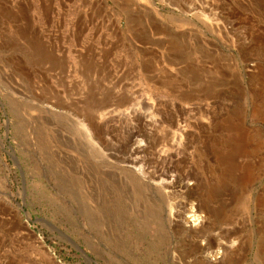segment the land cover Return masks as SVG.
Instances as JSON below:
<instances>
[{
  "label": "rangeland",
  "instance_id": "rangeland-1",
  "mask_svg": "<svg viewBox=\"0 0 264 264\" xmlns=\"http://www.w3.org/2000/svg\"><path fill=\"white\" fill-rule=\"evenodd\" d=\"M0 229V264H264V0H0Z\"/></svg>",
  "mask_w": 264,
  "mask_h": 264
},
{
  "label": "bare ground",
  "instance_id": "bare-ground-1",
  "mask_svg": "<svg viewBox=\"0 0 264 264\" xmlns=\"http://www.w3.org/2000/svg\"><path fill=\"white\" fill-rule=\"evenodd\" d=\"M121 1V0H120ZM123 9V8H122ZM150 19V18H149ZM172 47H174V46H172ZM171 68H174L175 70L177 69V67L176 66H178V65H175L174 63H170V65H169ZM174 70V71H175ZM166 79V78H165ZM173 78H171V80H172ZM147 81H149V80H147ZM151 82V81H150ZM167 83V82H166ZM195 83V82H194ZM163 84V83H162ZM174 84V83H173ZM171 87H172V84H171ZM211 88V87H210ZM180 89V88H179ZM171 91V90H170ZM173 91V90H172ZM179 91V90H178ZM180 92H182V91H180ZM134 93V92H133ZM186 94V93H185ZM131 96H132V94H131ZM183 96V95H182ZM186 96V95H185ZM209 96V95H208ZM119 97H121V96H119ZM205 97V96H204ZM134 98V97H133ZM206 98V97H205ZM207 99V98H206ZM118 100V99H117ZM121 100V99H120ZM128 100V99H127ZM132 100V99H131ZM193 100V99H192ZM119 101V100H118ZM151 100H148V101H146L145 103H148V102H150ZM128 102V101H127ZM190 102V101H189ZM107 104V103H106ZM113 105H114V103H112ZM120 104V103H119ZM96 105V104H95ZM94 105V106H95ZM110 105V104H109ZM108 105V106H109ZM112 105V106H113ZM124 105V104H123ZM108 106H105V107H108ZM104 106H102V108H98V106L96 107L97 109L95 110V112L96 113H102L103 112V110H104V108H103ZM110 107V106H109ZM114 107V106H113ZM119 107V106H118ZM117 107V108H118ZM121 107V106H120ZM124 107V106H123ZM84 108V107H83ZM88 108V107H87ZM92 108H94V107H92ZM136 108V107H135ZM112 109V108H111ZM115 109V108H114ZM145 109V108H144ZM82 112V111H81ZM80 112V113H81ZM86 112H88V111H86ZM85 112V113H86ZM91 109H90V114H91ZM144 112V111H143ZM84 113V112H83ZM82 113V114H83ZM112 113H113V111H112ZM114 113H116V111L114 112ZM93 114V113H92ZM103 114V113H102ZM102 114H100V115H102ZM167 114V113H166ZM80 115V114H79ZM107 115V114H106ZM144 116V115H143ZM106 117V116H105ZM111 117V116H110ZM93 118H95V115L93 116ZM126 118V117H125ZM86 119V118H85ZM88 120H89V118H87ZM136 119V118H135ZM146 118H144V120H145ZM141 120V119H140ZM91 121H92V118H91ZM93 121H94V119H93ZM90 122V121H89ZM92 125L93 124H95V123H91ZM140 124H142V123H140ZM152 124V123H151ZM86 125V124H85ZM88 125V124H87ZM174 125V124H173ZM91 126V125H90ZM90 126H89V128H90ZM100 126V125H99ZM137 126V125H136ZM152 128V127H151ZM168 128V127H167ZM96 129V128H95ZM92 132V131H91ZM102 132V131H101ZM240 132V131H239ZM238 132V133H239ZM100 133V132H99ZM153 133V132H152ZM93 134V133H92ZM134 134V133H133ZM95 135H96V132H95ZM135 135H137V134H135ZM134 135V136H135ZM141 135V134H140ZM131 136H133V135H131ZM134 136H133V138H134ZM146 136V135H145ZM132 138V139H133ZM147 138V137H146ZM99 139V138H98ZM150 139V138H149ZM152 139V138H151ZM150 141V140H149ZM152 141V140H151ZM178 141V140H177ZM152 142H154V141H152ZM153 144V143H152ZM245 143H243V136L242 135H237V136H235V138H234V142H233V144L231 145V148H232V150H233V155H231L230 157H228V158H226V159H222V163L224 164V166L226 167V169H227V171H231V170H233V167H234V165H233V161H232V157L233 156H244L245 154H246V146L244 145ZM153 146V145H152ZM145 147V146H144ZM161 150V149H160ZM132 152V151H131ZM140 151L139 150H135L134 152H132V153H139ZM158 158V157H157ZM159 174V173H158ZM154 176V175H153ZM159 176V175H158ZM157 177V176H156ZM153 179V178H152ZM177 186H175L174 187V189H176V188H182V189H186V185L184 186L183 184H181V183H179V184H176ZM203 208V207H202ZM190 210H191V212L193 213V215L192 216H190L189 218H194V220H192L193 222H198V224H200V223H202V221H201V217L199 216V215H196V212L197 211H195V212H193L194 211V209H193V207H191L190 208ZM178 218V220H176V222L177 223H179V224H183V221L181 220V217L180 216H178L177 217ZM191 222V221H190ZM203 222H205V221H203ZM176 225H178V224H176ZM202 226V225H201ZM11 229V228H10ZM13 229V228H12ZM1 230V229H0ZM4 230V229H3ZM16 230V229H15ZM26 230V229H25ZM9 231V230H8ZM18 231V230H17ZM20 231V230H19ZM21 231H22V229H21ZM0 233H1V231H0ZM6 233V232H5ZM28 233V232H27ZM26 233V234H27ZM12 235V234H11ZM34 236V235H33ZM28 237H30V236H28ZM35 237V236H34ZM198 237V236H197ZM1 239V238H0ZM25 239V238H24ZM30 239V238H29ZM36 239V238H35ZM6 240V239H5ZM27 240V239H26ZM25 240V241H26ZM34 241V240H33ZM23 243V242H22ZM230 243V242H229ZM228 243V244H229ZM7 244V243H6ZM9 244V243H8ZM21 244V243H20ZM33 244H35V248L37 249V251H38V253H39V255L40 256H42V258L44 257V258H46L49 262H50V254H49V252L44 248V246L42 245V243H41V241L40 240H37V241H35ZM4 245V244H3ZM2 246V245H1ZM0 246V247H1ZM25 246V245H24ZM223 247V246H222ZM226 247V246H225ZM11 248V247H10ZM15 248H17V247H15ZM48 248V247H47ZM3 249V248H2ZM5 249V248H4ZM14 250H16V249H14ZM12 251H13V249H12ZM18 251L20 252L21 250H19L18 249ZM8 252H9V250H8ZM52 252V251H51ZM13 253V252H12ZM25 253V252H24ZM222 254H224V251H221V255ZM32 255V254H31ZM218 253H216L215 254V256H214V259H213V261H216V259H219V258H221V257H218ZM217 256V257H216ZM4 257V256H3ZM13 257V256H12ZM26 257V256H25ZM35 258V257H34ZM36 259V258H35ZM12 260V259H11ZM212 261V260H211ZM51 264H52V261L50 262ZM59 264V263H58Z\"/></svg>",
  "mask_w": 264,
  "mask_h": 264
}]
</instances>
